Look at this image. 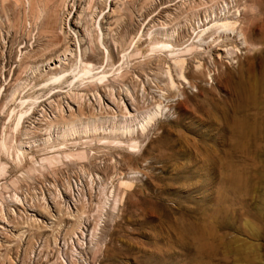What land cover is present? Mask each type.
Here are the masks:
<instances>
[{"label":"rangeland","instance_id":"rangeland-1","mask_svg":"<svg viewBox=\"0 0 264 264\" xmlns=\"http://www.w3.org/2000/svg\"><path fill=\"white\" fill-rule=\"evenodd\" d=\"M244 98L264 0H0V264H264V134L209 114Z\"/></svg>","mask_w":264,"mask_h":264},{"label":"bare ground","instance_id":"bare-ground-1","mask_svg":"<svg viewBox=\"0 0 264 264\" xmlns=\"http://www.w3.org/2000/svg\"><path fill=\"white\" fill-rule=\"evenodd\" d=\"M247 95L252 97L249 93ZM250 97L247 99H250ZM247 99L244 98L241 101L240 106L233 110L232 114L225 111H220V109H212L211 113H209L213 122L219 125V129L223 130L224 132H228L229 134V137H222L224 139L223 142L225 141L224 151L230 152L234 154L233 156L237 157H239V155L241 156L243 154L250 153L254 141L263 137L264 134V125L260 123L256 117L249 114ZM251 101H253V98L252 100L250 99V103ZM217 140H219V138ZM217 140L212 141L209 144V140L205 139L204 145L209 147L210 150L219 149L217 147ZM206 161L208 164H213L212 159L209 157L206 158Z\"/></svg>","mask_w":264,"mask_h":264}]
</instances>
